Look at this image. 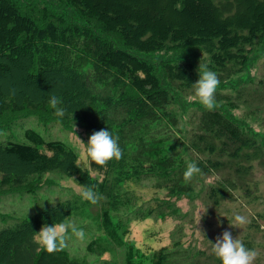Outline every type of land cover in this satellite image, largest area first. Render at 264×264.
<instances>
[{"label":"trees","instance_id":"obj_1","mask_svg":"<svg viewBox=\"0 0 264 264\" xmlns=\"http://www.w3.org/2000/svg\"><path fill=\"white\" fill-rule=\"evenodd\" d=\"M149 9L170 16L151 17ZM263 35L264 0H0V116L30 110L75 119L89 136L108 129L119 137L123 152L103 167L90 160L84 167L64 141L28 128L25 141L0 143V190L31 185L49 172L94 186L104 197L100 215L106 239H92L86 254L103 257L124 247L130 226L113 221L112 210L140 219L164 215L162 202L191 190L184 166L173 155L163 156L157 127L164 118L176 124L168 111L173 96L194 94L199 74L188 51L202 49L225 80L247 68L249 51ZM16 69L18 76L11 78ZM51 94L61 99L63 117L49 106ZM198 127L203 149L225 157L217 164L238 160L251 167L262 161L264 147L219 108L202 109ZM17 165L30 168L19 171ZM148 178L155 194L147 199L139 190ZM250 190L246 187L244 195ZM30 224L0 229V264H89L87 255L72 257L65 249L38 252L36 228L27 233ZM14 232L25 235L14 239L8 235ZM170 247L154 249L152 264H166ZM127 264H132L129 255Z\"/></svg>","mask_w":264,"mask_h":264},{"label":"rangeland","instance_id":"obj_2","mask_svg":"<svg viewBox=\"0 0 264 264\" xmlns=\"http://www.w3.org/2000/svg\"><path fill=\"white\" fill-rule=\"evenodd\" d=\"M149 12L151 17L170 16L166 11L159 13L149 9ZM188 53L193 56L197 69L199 64H206L217 74L211 57L202 49H190ZM19 71H13L11 78H16ZM219 81L215 94L220 99L215 100L214 107L227 114L264 147V35L249 51L247 68ZM192 95L179 92L173 96L168 111L177 120L176 124L164 118L163 124L157 127L158 135L163 139V156L173 155L185 169L188 162H194L201 172L188 181L189 192L162 202L166 208L164 215L155 212L140 219L132 212L117 214L112 210L113 221L130 226L124 247L103 257L86 254V246L92 239L100 235L106 239L101 226L102 200L95 205L83 200L77 194L79 185L72 177L60 172L46 173L28 186L0 190V229L16 230L31 223L29 234L34 228L38 232L43 226L40 225L42 221H49V226L55 224V220L59 221L57 223L74 221L84 230L85 238L80 240L69 230L65 250L72 257L87 255L89 264H103L105 260L109 264H127L128 255L132 264H152V252L161 246H171L167 249L170 256L166 264H222L211 253L210 242L215 243L216 238L228 230L246 248L257 251L253 264H264V156L251 167L245 161L239 165L238 160L229 161L228 165L217 164L225 157L204 150L203 144L198 143L199 114L205 107L198 100H189ZM28 128L46 139L64 141L76 151L79 163L88 167L90 159L82 154L74 133L85 144L90 136L75 119H55L48 113L30 110H8L0 116V143L25 141L23 133ZM241 165L244 168L237 170ZM27 168L15 166L19 171ZM91 176L100 177L92 171ZM141 183L144 186L139 190L142 196L153 197V179ZM235 186L239 188L234 190ZM246 187L251 189L247 192L249 196L244 195ZM164 195L165 192L160 190L159 197ZM235 214L246 215L250 222L239 228L230 227ZM18 234L8 235L14 239L25 235Z\"/></svg>","mask_w":264,"mask_h":264},{"label":"clouds","instance_id":"obj_3","mask_svg":"<svg viewBox=\"0 0 264 264\" xmlns=\"http://www.w3.org/2000/svg\"><path fill=\"white\" fill-rule=\"evenodd\" d=\"M199 79L192 84L194 95L189 96V100H198L205 108L212 110L215 106V92L220 83L217 74L210 70L206 64H199L198 67ZM62 103L61 99L51 94L48 99V104L55 110L57 117L65 115V109L59 107ZM76 140L81 146L82 154L97 165L105 166L112 159L120 160L123 156L122 149L119 146V137L113 136L108 129L94 131L87 144H85L74 133ZM201 169L194 162H188L186 169L183 171V179L190 181L194 175L199 174ZM73 179V178H72ZM74 180V179H73ZM77 194L85 201L95 205L100 200L104 199L102 194L98 193L94 186L79 185ZM250 221L243 214H235L233 223L230 227L244 226ZM69 230L76 238L83 240L85 232L82 228H78L74 221L60 222L52 225H43L38 232H35L33 241L37 247V251L45 250L51 254L53 252L63 251L67 247ZM210 242V241H209ZM211 253L219 259L222 264H253L257 258V251L248 249L243 242L238 238H233L232 233L228 230L222 232L215 240V243L210 242Z\"/></svg>","mask_w":264,"mask_h":264}]
</instances>
